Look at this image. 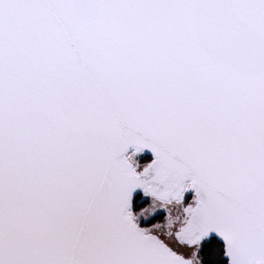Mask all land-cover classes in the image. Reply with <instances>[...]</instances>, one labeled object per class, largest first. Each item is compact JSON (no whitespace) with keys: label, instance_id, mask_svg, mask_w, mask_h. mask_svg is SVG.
Returning a JSON list of instances; mask_svg holds the SVG:
<instances>
[{"label":"snow or ice","instance_id":"1","mask_svg":"<svg viewBox=\"0 0 264 264\" xmlns=\"http://www.w3.org/2000/svg\"><path fill=\"white\" fill-rule=\"evenodd\" d=\"M213 232L264 264V0H0V264H200Z\"/></svg>","mask_w":264,"mask_h":264},{"label":"trees","instance_id":"2","mask_svg":"<svg viewBox=\"0 0 264 264\" xmlns=\"http://www.w3.org/2000/svg\"><path fill=\"white\" fill-rule=\"evenodd\" d=\"M135 160L141 165H145L150 161L148 157L142 155L136 157ZM149 201L150 198L144 197L143 195L136 196L133 202V210L139 209L143 204H147ZM139 218L140 217H138V223L141 227H147L156 220V218H149L142 224L141 222H143V219ZM198 257L200 259V264H226V261L223 259V247L215 239H210L200 244Z\"/></svg>","mask_w":264,"mask_h":264},{"label":"water","instance_id":"3","mask_svg":"<svg viewBox=\"0 0 264 264\" xmlns=\"http://www.w3.org/2000/svg\"><path fill=\"white\" fill-rule=\"evenodd\" d=\"M131 151H132V150L130 149L129 152H131ZM137 155H142V156H144V157H148V158L150 159V161H149L148 163H150V162L154 159V156H153L152 152H151L149 149H145L142 153H139V154H137ZM148 163H147V164H148ZM145 165H146V164H145ZM145 165H144V166H145ZM142 168H143V167H141L139 170H142ZM187 193H188V194H192L193 196H194V194H195V193H194V190H188ZM138 195H143L142 190L138 189V190L134 193V199H135V197L138 196ZM133 202H134V200H133ZM210 239H215L216 241H218V242L222 245V247H223V259L226 261V264H227L228 258L224 255L225 242L223 241V239H222L220 236H218L215 232H213V233H210L209 236H208L207 238H205L204 240H202L201 243L204 242V241L210 240Z\"/></svg>","mask_w":264,"mask_h":264},{"label":"flooded vegetation","instance_id":"4","mask_svg":"<svg viewBox=\"0 0 264 264\" xmlns=\"http://www.w3.org/2000/svg\"><path fill=\"white\" fill-rule=\"evenodd\" d=\"M193 199V195L192 194H188L187 192L185 193V204L190 203Z\"/></svg>","mask_w":264,"mask_h":264},{"label":"rangeland","instance_id":"5","mask_svg":"<svg viewBox=\"0 0 264 264\" xmlns=\"http://www.w3.org/2000/svg\"><path fill=\"white\" fill-rule=\"evenodd\" d=\"M138 156H140V155H136V156L134 157V160H135V158H136V157H138ZM135 161H136V160H135ZM139 165H140V167H139L138 169H140L141 167H143V166H144V165H141V164H139ZM149 202H150V201H149ZM149 202H148V203H149ZM160 215L162 216V215H163V213H161ZM140 218H141V219H143V222H141L142 224H144V223H145V221L147 220V219H145V218H144V217H142V216H141ZM140 218H139V219H140Z\"/></svg>","mask_w":264,"mask_h":264}]
</instances>
